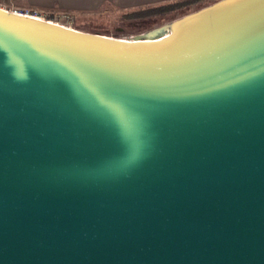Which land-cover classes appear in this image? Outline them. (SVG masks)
Returning a JSON list of instances; mask_svg holds the SVG:
<instances>
[{
    "label": "water",
    "instance_id": "water-1",
    "mask_svg": "<svg viewBox=\"0 0 264 264\" xmlns=\"http://www.w3.org/2000/svg\"><path fill=\"white\" fill-rule=\"evenodd\" d=\"M0 264H264V0L129 37L0 9Z\"/></svg>",
    "mask_w": 264,
    "mask_h": 264
},
{
    "label": "rangeland",
    "instance_id": "rangeland-1",
    "mask_svg": "<svg viewBox=\"0 0 264 264\" xmlns=\"http://www.w3.org/2000/svg\"><path fill=\"white\" fill-rule=\"evenodd\" d=\"M215 1L217 0L197 2L187 5L179 10L153 8L150 9L151 11H145L144 14L142 13V10L144 9L127 13L108 12V14L105 13L95 17L92 16L82 20H75V17L72 15L74 19L71 28L107 37L140 36L153 32L156 29H161L163 26L170 24L174 20L204 8ZM158 7L160 8V6ZM61 23L65 24V22Z\"/></svg>",
    "mask_w": 264,
    "mask_h": 264
},
{
    "label": "crops",
    "instance_id": "crops-1",
    "mask_svg": "<svg viewBox=\"0 0 264 264\" xmlns=\"http://www.w3.org/2000/svg\"><path fill=\"white\" fill-rule=\"evenodd\" d=\"M177 1L179 0H11L9 6L15 10L35 9L46 14L65 12L72 14L75 20H82L108 12L127 13ZM202 1L207 0L195 3Z\"/></svg>",
    "mask_w": 264,
    "mask_h": 264
},
{
    "label": "built area",
    "instance_id": "built-area-1",
    "mask_svg": "<svg viewBox=\"0 0 264 264\" xmlns=\"http://www.w3.org/2000/svg\"><path fill=\"white\" fill-rule=\"evenodd\" d=\"M11 0H0V9L5 10L7 12H12L21 16L41 20V21H47L51 22L63 27L71 28V24L73 21V16L72 14L65 13V12H60V13H55V14H46L44 12H41L39 10L35 9H13L9 6V3ZM65 22V24L61 23Z\"/></svg>",
    "mask_w": 264,
    "mask_h": 264
},
{
    "label": "trees",
    "instance_id": "trees-1",
    "mask_svg": "<svg viewBox=\"0 0 264 264\" xmlns=\"http://www.w3.org/2000/svg\"><path fill=\"white\" fill-rule=\"evenodd\" d=\"M196 1H198V0H179V1L174 2L172 4L160 6V8L159 7H153V8L167 9V10H169V9L170 10H175V9L179 10V9H181V8L187 6V5L195 3ZM153 8H146V9L142 10V13L144 14L145 11H151L150 9H153ZM142 13H141V15H142ZM146 13H150V12H146Z\"/></svg>",
    "mask_w": 264,
    "mask_h": 264
}]
</instances>
